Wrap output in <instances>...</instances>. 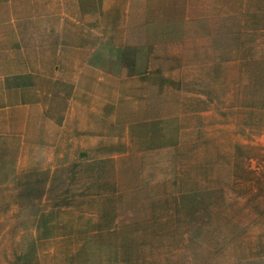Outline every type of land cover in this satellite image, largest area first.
<instances>
[{"label":"rangeland","instance_id":"rangeland-1","mask_svg":"<svg viewBox=\"0 0 264 264\" xmlns=\"http://www.w3.org/2000/svg\"><path fill=\"white\" fill-rule=\"evenodd\" d=\"M73 1L34 45L66 101L0 137V264H264V0Z\"/></svg>","mask_w":264,"mask_h":264},{"label":"crops","instance_id":"crops-1","mask_svg":"<svg viewBox=\"0 0 264 264\" xmlns=\"http://www.w3.org/2000/svg\"><path fill=\"white\" fill-rule=\"evenodd\" d=\"M47 1L0 0V137H29L53 101H66L67 81L59 76L50 89L44 64L35 62L34 45L43 42L37 26L48 28L54 22ZM64 9L68 7L60 10L66 16ZM55 22L60 25V18Z\"/></svg>","mask_w":264,"mask_h":264}]
</instances>
